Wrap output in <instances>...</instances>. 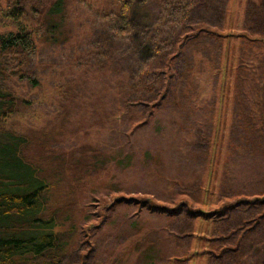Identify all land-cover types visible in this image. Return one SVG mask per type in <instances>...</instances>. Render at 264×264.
Listing matches in <instances>:
<instances>
[{"label":"trees","instance_id":"1","mask_svg":"<svg viewBox=\"0 0 264 264\" xmlns=\"http://www.w3.org/2000/svg\"><path fill=\"white\" fill-rule=\"evenodd\" d=\"M155 1L162 24L149 38L151 67L140 66L118 79L113 108L121 120L113 119V148L107 151L97 144L67 151L53 141L33 145L28 133L8 124L27 103L11 83L31 78L36 46L32 31L25 28L0 34V264H111L102 242L90 244L85 235L102 229L122 208L133 210L127 215L133 223L144 213L155 218V227L166 234L167 248L147 264H186L201 256L206 264H264V38L256 41L248 35L264 34V0L247 5L244 24L249 33L239 36L245 44L238 48L232 124L220 178L212 188L207 180L214 181L212 149L218 150L212 147L219 139L216 104L225 89L218 86L220 71L225 45L236 37L219 31L228 0ZM117 2L118 9L103 17L112 34L126 37L135 28L133 0ZM66 4L57 0L50 10ZM208 67L214 72L212 94L200 104L198 75ZM158 119L163 124L152 128ZM147 132L169 144L157 151L168 162L159 187L146 186V196L107 198V215L95 224L97 216L85 201L92 193L84 182L105 172L111 160L141 153L134 141L138 135L148 137ZM43 140L44 134L37 141ZM118 150L124 153L114 155ZM42 157L50 164L44 165ZM107 183L100 181L93 190L112 188ZM72 185L75 201L67 198Z\"/></svg>","mask_w":264,"mask_h":264},{"label":"rangeland","instance_id":"2","mask_svg":"<svg viewBox=\"0 0 264 264\" xmlns=\"http://www.w3.org/2000/svg\"><path fill=\"white\" fill-rule=\"evenodd\" d=\"M55 1L0 0V34L17 32L22 27L32 31L36 46V53L30 58L29 64L31 78H17L11 83L12 91L27 103L8 119V124L28 133L33 139V145H48L53 141L55 147H64L66 151L71 147L89 148L90 144H97L105 151L111 150V127L115 125L113 119L121 120L120 113L113 108L115 87L118 79L122 80L128 71H137L140 66L148 69L151 67L149 38L157 26L162 24L158 16V5L155 0H133L135 28L123 37L112 34L108 21L103 17V14L118 9L117 0H67V4L59 10H50ZM249 1L228 0L225 19L219 30L236 37L225 45L220 71L218 86L225 89L219 91L216 104L218 120L215 132L219 139L216 143L212 142V147L216 146L218 150L215 152L212 149L215 156L214 181L212 177L207 180L211 188L213 182L216 184L220 178L232 124L231 97L236 84L235 68L240 59L238 48L245 44L239 36L249 33L244 24ZM248 35L256 41L264 38V34ZM156 47L160 48L157 44ZM158 60L164 62L163 57ZM160 67L152 65L156 71L161 70ZM226 72L229 75L225 81ZM213 74L208 67L198 75L200 104L207 102L212 94ZM149 111L150 108L147 114ZM161 124L162 121L158 119L152 128ZM42 134L46 140L37 141ZM47 134H50L49 137ZM146 135L148 137L138 135L134 141L141 153L137 152L131 157L126 154L120 160H111L105 172L101 171L98 177H88L84 182L87 184L86 190L98 198V201H94L96 198L92 199V196L85 199L89 202L88 210L97 216L92 220L95 224H100L107 215L104 204L107 198L124 194L146 196L150 191L146 186L159 187L158 179L166 172L168 162L163 158V153L157 151L167 149L169 144L168 141L162 143L151 138L148 132ZM48 151L52 150L46 148L47 156ZM120 153L124 152L118 150L114 155L121 156ZM108 155L111 157L113 153L109 151ZM49 161L42 157L44 165H49ZM78 177L80 180L81 176ZM100 181L108 182L112 188L94 191L93 188H97ZM72 187L73 192L67 198L75 201ZM63 192L64 187L58 191L60 199ZM80 192L82 195L86 193L84 188ZM98 192H102V195H98ZM132 211L129 208L120 209L102 229L90 230V236L85 235L90 244L97 243V240L102 242L100 247L109 255L111 264H147L149 257L161 254L169 244L166 234L155 227V218L144 213L141 219L133 223L134 218L127 217ZM198 226L199 223L197 231L200 232ZM192 245L195 247L196 243ZM94 261L90 260L88 264ZM186 264H206V258H194Z\"/></svg>","mask_w":264,"mask_h":264}]
</instances>
